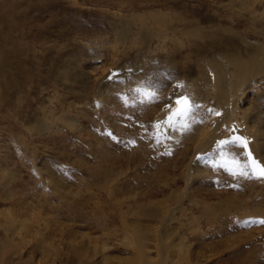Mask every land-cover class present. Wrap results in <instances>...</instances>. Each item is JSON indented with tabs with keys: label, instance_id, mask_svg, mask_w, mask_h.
<instances>
[{
	"label": "rangeland",
	"instance_id": "rangeland-1",
	"mask_svg": "<svg viewBox=\"0 0 264 264\" xmlns=\"http://www.w3.org/2000/svg\"><path fill=\"white\" fill-rule=\"evenodd\" d=\"M259 49L264 0H0V264H264V71L222 129L197 82Z\"/></svg>",
	"mask_w": 264,
	"mask_h": 264
},
{
	"label": "bare ground",
	"instance_id": "bare-ground-1",
	"mask_svg": "<svg viewBox=\"0 0 264 264\" xmlns=\"http://www.w3.org/2000/svg\"><path fill=\"white\" fill-rule=\"evenodd\" d=\"M162 19L163 20L161 21V23H162V27H164L167 25L168 19L166 16H163ZM126 30L127 29L124 28L123 33ZM166 36H164V33H161L162 39L165 40ZM223 62L221 60H218V59L217 60L216 59L201 60V63L199 64L200 71L198 73L199 75L197 78L198 79L197 82L201 87L205 88V86H206L208 88L214 89L216 92V95H215L216 101H217L218 108H220V111L217 112L216 116L218 118L219 125L222 126L221 129L230 120L231 115L233 114L234 109H235L236 101L239 99V96L241 94V91L240 92L237 91L235 94L234 93L232 94L231 93V89H232L231 86L233 87V86L237 85L236 90H240V87H238V86L239 85H242V86L248 85L252 81L254 73L264 71V52L260 51V49H259V50H257V53L255 52L252 56H250L247 59H242L240 57L236 58V56H235L234 60L232 62L230 61V63L233 65V71H231V70L229 71L228 66L226 65L227 66L226 67ZM234 80H237L238 83L237 84H236V82L234 83ZM234 90H235V88H234ZM175 91H177V92H174L172 96L174 98H178L180 96L178 93V90H175ZM205 94H207V93H205ZM176 106H177V103H175L169 107H166V108L164 107L163 111L161 112V127L163 126L164 121H167L168 124L170 123L171 125H173L176 122L175 120L171 119L174 116L170 117V115L173 114V112H175ZM179 114H180V112L177 115H175V117H176L177 121H179L180 127H179V125H175V126H178L179 128H182L183 130L185 129V133L183 136L185 139L190 140V141L194 140L197 137L195 135L196 130H197L196 128L197 127L199 128L200 126L197 125V127H196V125L195 126L194 125L193 126L187 125L185 120L183 119L184 118L183 115L182 114L179 115ZM187 114H189V113L186 112L185 115H187ZM230 122H229V124H230ZM232 125L233 124H230L231 128H232ZM233 129H234V133H236L237 132L236 125H233ZM207 136H208V139H213L215 137L220 136V134L217 133L216 131H214V132H211L210 134H208ZM207 136H206V138H207ZM209 141H207V142H209ZM136 237H137V235H136ZM139 238H141V237H139ZM164 261H166V260L164 259L160 264H165ZM143 264H145V261Z\"/></svg>",
	"mask_w": 264,
	"mask_h": 264
},
{
	"label": "snow or ice",
	"instance_id": "snow-or-ice-1",
	"mask_svg": "<svg viewBox=\"0 0 264 264\" xmlns=\"http://www.w3.org/2000/svg\"><path fill=\"white\" fill-rule=\"evenodd\" d=\"M136 91H141V89H136ZM145 95L147 96V98L149 100H151V99L155 98L156 93L151 92V91H146ZM181 103H182L181 99H178L177 105H180ZM191 107H192V104L189 101V99L187 97H184L183 98V107L181 109H179V111L181 113H186V112L191 110ZM230 143L231 144L239 143L245 149H247V145H248V141L245 138L239 137V136H234L230 139L222 140L219 142L220 145H227ZM248 156L251 159V165L249 167L252 170V174L256 175L258 178H264V165L259 164V162L255 161L254 158H251L250 151L248 152ZM231 163H232L233 168L235 169L233 174L244 175V176L249 175V171L244 169L241 161H239L238 159L233 157ZM259 223L264 224V219H261L259 221Z\"/></svg>",
	"mask_w": 264,
	"mask_h": 264
}]
</instances>
